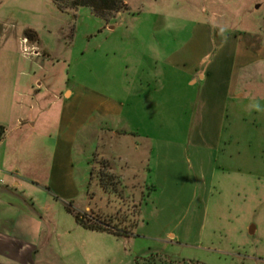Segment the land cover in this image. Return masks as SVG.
Segmentation results:
<instances>
[{
	"label": "rangeland",
	"instance_id": "rangeland-1",
	"mask_svg": "<svg viewBox=\"0 0 264 264\" xmlns=\"http://www.w3.org/2000/svg\"><path fill=\"white\" fill-rule=\"evenodd\" d=\"M126 1L129 9L110 11L104 19L87 6L61 11L52 0H0L3 134L16 135L17 116L30 102L39 104L29 112L35 125L23 130L34 132V143L41 135L50 140V134L57 131V97L72 98L68 92L78 88L123 95L118 84H112L111 76L112 70L119 68L116 61L126 56L128 45L135 44L129 39L143 37L148 44L146 51L152 53L156 50L153 40L187 37L193 13L205 15L216 25L257 34L264 44V0ZM159 20L165 25L155 29ZM173 44L165 43L163 50L171 51ZM185 83L186 77L176 74L165 80L166 112L156 114L152 106L148 122L132 125L151 135L140 138L145 148L158 144L167 149V154L161 155L155 150L150 169L142 164L148 160L146 149L147 154L143 149L129 156L137 163L136 180L127 175L126 162L121 166L119 158L113 162L122 168L112 171L109 158L95 155L96 144L88 141L83 159L91 158L92 179H84L77 187L80 195L72 199L54 195V221L67 232L62 240L83 249V256L75 251L68 261L136 264L139 260L144 264L142 258L153 262L159 252L165 264H264V152L257 147L264 137L246 136L253 143L242 147L244 155L239 158L249 169H215V155L197 153L188 143L192 117L173 99L175 89ZM117 141L113 139L114 148L120 154L128 152V145ZM85 162L78 164L82 167ZM43 193L49 195L45 190L38 195ZM75 212L81 213L85 222L108 229L95 231L81 225ZM126 226H135L133 234L122 231ZM171 232L175 238L169 236Z\"/></svg>",
	"mask_w": 264,
	"mask_h": 264
},
{
	"label": "crops",
	"instance_id": "crops-1",
	"mask_svg": "<svg viewBox=\"0 0 264 264\" xmlns=\"http://www.w3.org/2000/svg\"><path fill=\"white\" fill-rule=\"evenodd\" d=\"M192 15L187 37L175 35L153 40L156 50L152 53L146 51L148 44L143 37L129 39L135 44L128 45L126 56L116 61L119 68H114L111 76L112 84H118L123 95L78 88L68 92L72 98L57 97L60 122L55 134H50V140L41 135L32 143L34 132L23 130L35 125L31 120L34 116L29 112L39 106L37 102H30L28 109L17 116L16 135L4 134L0 139V178L3 180L0 183V264L80 263L76 259L68 261L75 251L79 252L77 256H83V249H75V245L71 247L62 240L67 232L61 231L54 221V195L72 199L80 195L77 187L84 179H92L91 158L83 159L89 140L96 144L95 155L109 158L112 171H117L125 161L130 171L127 175L131 174L133 180L137 179V163L129 156L143 149L147 154V150V163L142 164L150 169L156 149L159 155L167 154V149L158 144L145 148L140 138H151V135L143 132L142 127L132 125L148 122L152 106L156 114L166 112L163 106L169 100L168 94L163 93L165 80L173 74L186 77V85L175 89L173 99L192 117L189 145L197 153L206 151L215 155L218 161L215 169L250 168L239 156L244 153L242 147L253 143L246 137L248 134L264 137V44L257 34L216 25L203 14ZM164 25L159 20L155 29ZM167 42L175 44L171 51L163 50ZM169 99L173 100L172 95ZM23 105L24 101L22 108ZM120 122H126L125 126ZM113 139L118 140L117 144H127L128 152L120 154L114 148ZM257 147L264 152L263 139ZM118 158L120 163L113 162ZM80 160L86 161L82 167L78 164ZM202 160L199 158L198 162ZM123 178H120L122 182ZM40 190L47 191L51 197L46 193L38 195ZM195 218L196 214L192 222ZM122 228L127 234H133L131 226ZM186 232L190 233L191 229ZM169 236L176 237L173 232ZM156 256L153 262L141 260L144 264H165L159 252ZM136 264L141 263L137 260Z\"/></svg>",
	"mask_w": 264,
	"mask_h": 264
},
{
	"label": "trees",
	"instance_id": "trees-1",
	"mask_svg": "<svg viewBox=\"0 0 264 264\" xmlns=\"http://www.w3.org/2000/svg\"><path fill=\"white\" fill-rule=\"evenodd\" d=\"M61 11H68L69 9H77L80 6H87L89 7L95 15L107 19L110 14V11L120 12L123 10L129 9L128 3L126 0H52ZM3 130L0 127V139L3 137ZM91 169V174H92ZM69 212H74L73 209L67 207ZM75 217L78 223L81 225L93 229V230H106L104 226H101L97 223H88L85 222L81 213L75 212Z\"/></svg>",
	"mask_w": 264,
	"mask_h": 264
},
{
	"label": "built area",
	"instance_id": "built-area-1",
	"mask_svg": "<svg viewBox=\"0 0 264 264\" xmlns=\"http://www.w3.org/2000/svg\"><path fill=\"white\" fill-rule=\"evenodd\" d=\"M3 182V180L0 178V183H2Z\"/></svg>",
	"mask_w": 264,
	"mask_h": 264
}]
</instances>
